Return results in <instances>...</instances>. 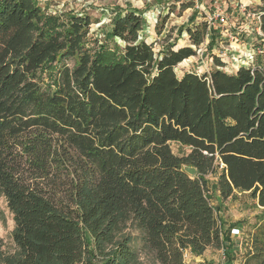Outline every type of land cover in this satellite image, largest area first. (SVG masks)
<instances>
[{
    "label": "trees",
    "instance_id": "1",
    "mask_svg": "<svg viewBox=\"0 0 264 264\" xmlns=\"http://www.w3.org/2000/svg\"><path fill=\"white\" fill-rule=\"evenodd\" d=\"M91 23L0 0V194L16 246L6 254L0 239V264H136L119 237L127 225L158 264H193L186 251L224 245L209 173L221 168L222 199L248 192L264 209V63L227 72L212 55L209 72L177 76L206 22L185 29L188 45L158 52L140 36L141 11L116 12L107 36L122 47H88ZM242 264H264V215Z\"/></svg>",
    "mask_w": 264,
    "mask_h": 264
},
{
    "label": "rangeland",
    "instance_id": "2",
    "mask_svg": "<svg viewBox=\"0 0 264 264\" xmlns=\"http://www.w3.org/2000/svg\"><path fill=\"white\" fill-rule=\"evenodd\" d=\"M37 2L46 14H53L52 11L54 9L58 10L57 7L61 3H63L60 8L61 11L56 14H79L81 12L88 14L92 19V23L87 33L86 44L92 50L105 43V40H107V45L111 49L114 44L119 47L123 46L120 39H110L107 36L114 16L119 11L134 9L141 11L144 16V14L150 15L156 9L160 10L155 24L152 21L148 22L144 16L145 25L140 32V36L144 37L147 42L153 43L156 52L175 42L176 46L188 45L190 41L185 30L187 26L194 27L195 23H200L207 17L220 12L227 18L226 22H221L218 19L214 20V23L210 26L211 31L208 38L205 37L201 45L203 51H199L178 63L174 69L177 76H181L186 71H194L198 74L209 72L214 68L212 55L218 56L221 61H224L223 63L227 68L223 67V70L234 72L235 69L231 66L230 54L232 52L231 45L235 46V43L228 40H230L231 35L237 34L239 41L244 42L248 38L245 36L244 25L253 28V37L255 36L254 28L256 27V19L243 15L239 8L240 4H246L248 12L255 14L258 13L259 5L262 4L261 0H37ZM186 3L191 6L183 8L182 4ZM196 16L198 18L195 19ZM156 24L159 28H155ZM210 37L214 38L211 47L208 44ZM256 60L264 63V54H259L254 64H257ZM74 62V59H70L67 64L72 66ZM38 77L43 84H48L51 81L48 70L41 71ZM171 147L175 153L181 151L175 143H172ZM220 170L221 168L218 167L216 173H209L206 177L209 182L208 197L216 209L224 245L220 248L209 247L200 255H193L186 251L184 259L187 263L242 264L244 254L250 248L252 235L262 221L264 209L257 205L248 192L236 191L233 197L221 198L216 189V179ZM13 228L12 213L7 207L5 198L0 194V239L2 249L6 254H11L16 250L12 238ZM124 235L129 236L131 238L130 245L138 249L136 264H158L152 255L142 248L140 233L134 226L127 225L121 231L119 237Z\"/></svg>",
    "mask_w": 264,
    "mask_h": 264
},
{
    "label": "built area",
    "instance_id": "3",
    "mask_svg": "<svg viewBox=\"0 0 264 264\" xmlns=\"http://www.w3.org/2000/svg\"><path fill=\"white\" fill-rule=\"evenodd\" d=\"M63 6V3L59 4V6L57 9H54V11H52L53 14H56L57 12L61 11V7ZM240 11L242 12L243 15H245L246 17H251V18H255L256 19V27L254 28L255 31V36H252V31L253 28L249 27L248 25H244V31L246 33H248L247 37L250 36V41L249 44H246L245 42L239 41V36L236 35H231L230 36V42L231 43H235V46L231 45V54H230V59L231 61V66L234 67V69L236 70L239 66H254V62L256 57L259 54H264V34L261 31L260 27H259V17H260V13H250L248 12L247 8H246V4L241 3L240 4ZM160 13L159 9H156V11L152 12L150 15H146L144 14V16L146 17V19L149 21H152V23H156L157 22V17ZM80 15L83 14L82 12L79 13ZM143 16V17H144ZM213 16V17H211ZM209 17H207V19L204 20V22H206L207 25V33H206V37L208 38V34L209 31L211 29V25L214 23V20H220L221 22H226V17H224L220 12L216 13L215 15H211ZM145 19V18H144ZM188 27V26H187ZM187 33V32H186ZM208 41V40H207ZM206 41V42H207ZM199 51H203V48H201V46L199 48L196 49V53H198ZM185 60V59H184ZM224 62V61H222ZM219 69H223L227 68L225 63H223V66H217Z\"/></svg>",
    "mask_w": 264,
    "mask_h": 264
},
{
    "label": "water",
    "instance_id": "4",
    "mask_svg": "<svg viewBox=\"0 0 264 264\" xmlns=\"http://www.w3.org/2000/svg\"><path fill=\"white\" fill-rule=\"evenodd\" d=\"M184 170L190 175H194L196 173V168L193 166L185 165Z\"/></svg>",
    "mask_w": 264,
    "mask_h": 264
},
{
    "label": "crops",
    "instance_id": "5",
    "mask_svg": "<svg viewBox=\"0 0 264 264\" xmlns=\"http://www.w3.org/2000/svg\"><path fill=\"white\" fill-rule=\"evenodd\" d=\"M201 4H202V2H201ZM202 5H203V4H202ZM187 8H188V7H187ZM196 18H198V17L196 16L195 19H196ZM197 20H198V19H197ZM193 24H194V23H193ZM196 24H198V23H195V25H196ZM110 27H111V25H110ZM247 35H248V33H245V36H247ZM242 36H244V35H242ZM246 39H247V40H246V44H249L250 36H249L248 38H246ZM228 41H229V40H228ZM244 42H245V41H244ZM234 71H235V70H234ZM207 249H208V248H207ZM207 249H206V250H207ZM197 262H198V261H197ZM192 263H193V262H192ZM196 264H197V263H196Z\"/></svg>",
    "mask_w": 264,
    "mask_h": 264
}]
</instances>
